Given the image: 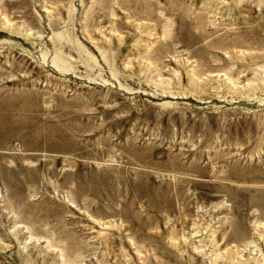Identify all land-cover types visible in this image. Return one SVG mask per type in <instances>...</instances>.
<instances>
[{"label": "rangeland", "instance_id": "obj_1", "mask_svg": "<svg viewBox=\"0 0 264 264\" xmlns=\"http://www.w3.org/2000/svg\"><path fill=\"white\" fill-rule=\"evenodd\" d=\"M0 264H264V0H0Z\"/></svg>", "mask_w": 264, "mask_h": 264}]
</instances>
